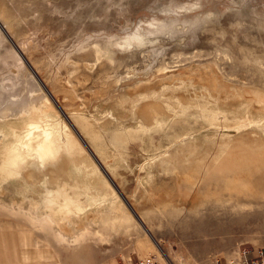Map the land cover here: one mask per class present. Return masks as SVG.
Here are the masks:
<instances>
[{"label":"rangeland","instance_id":"rangeland-1","mask_svg":"<svg viewBox=\"0 0 264 264\" xmlns=\"http://www.w3.org/2000/svg\"><path fill=\"white\" fill-rule=\"evenodd\" d=\"M0 24L66 116L0 29V231L62 264L264 251V0H0Z\"/></svg>","mask_w":264,"mask_h":264},{"label":"crops","instance_id":"crops-1","mask_svg":"<svg viewBox=\"0 0 264 264\" xmlns=\"http://www.w3.org/2000/svg\"><path fill=\"white\" fill-rule=\"evenodd\" d=\"M89 240L88 237L81 239L77 244L72 243L74 239L70 242L69 247H71L75 251H81L84 249L88 244L91 243H100L104 244L107 242V238H91ZM153 247V246H152ZM154 248V247H153ZM253 252L256 254L257 251ZM44 253L39 248L31 251L27 247L23 248L20 240L14 231H7L2 230L0 231V264H62L58 260H45ZM148 256V255H146ZM139 258V257H138ZM253 258V253H250L247 256L248 260ZM136 259V258H135ZM134 259V260H135ZM129 260H133L130 258ZM235 260V259H232ZM224 262L222 260H210L204 264H229L230 261Z\"/></svg>","mask_w":264,"mask_h":264},{"label":"built area","instance_id":"built-area-1","mask_svg":"<svg viewBox=\"0 0 264 264\" xmlns=\"http://www.w3.org/2000/svg\"><path fill=\"white\" fill-rule=\"evenodd\" d=\"M159 253V256L148 255L136 258L135 260L128 259L121 264H174L173 262H170L166 258H164V254L162 251ZM250 253H253V258L251 260H248L247 256ZM229 264H264V251L257 250V253L255 254L251 249L243 250L239 254L238 258L230 261Z\"/></svg>","mask_w":264,"mask_h":264},{"label":"water","instance_id":"water-1","mask_svg":"<svg viewBox=\"0 0 264 264\" xmlns=\"http://www.w3.org/2000/svg\"><path fill=\"white\" fill-rule=\"evenodd\" d=\"M0 29L1 31L4 33V35L6 36V38L10 41V43L13 45V47L15 48V50L17 51L18 55L20 56L21 60L27 65V67L31 70L32 74L34 75V77L37 79V81L40 83V85L43 87V89L46 91L48 97L50 98V100L52 101V103H54V105L59 109V111L62 113V115L66 118V116L63 114L62 110L60 109V107L57 105V103L55 102V100L53 99V97L51 96V94L49 93V91L46 89V87L42 84L41 80L39 79V77L36 75V73L33 71V69L31 68V66L29 65V63L27 62V60L21 55V53L18 51V48L16 47V45L14 44V42L12 41L11 37L6 33V31L4 30V27L0 24ZM69 123V122H68ZM70 127L72 128V130L74 131L75 135L78 137V139L81 141L82 145L85 147L86 151L93 157V159L96 161V163H98L100 169L103 170L102 165L98 162V160L94 157V154L91 152L90 148L87 146V144L84 142V140L81 138L80 134L72 127V125L69 123ZM105 173V172H104ZM107 175V174H105ZM108 177V176H106ZM109 178V177H108ZM137 219L138 217L135 216Z\"/></svg>","mask_w":264,"mask_h":264},{"label":"bare ground","instance_id":"bare-ground-1","mask_svg":"<svg viewBox=\"0 0 264 264\" xmlns=\"http://www.w3.org/2000/svg\"><path fill=\"white\" fill-rule=\"evenodd\" d=\"M57 144V143H56ZM51 157V156H50ZM38 158V157H37ZM10 162V161H9ZM86 237V232L85 233H81L80 235H78L77 237L74 238L73 242L74 244H77L81 239H84Z\"/></svg>","mask_w":264,"mask_h":264}]
</instances>
